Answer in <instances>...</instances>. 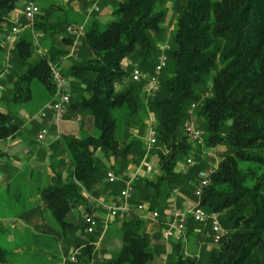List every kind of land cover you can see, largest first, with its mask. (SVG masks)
I'll return each instance as SVG.
<instances>
[{
    "label": "trees",
    "instance_id": "16d2710c",
    "mask_svg": "<svg viewBox=\"0 0 264 264\" xmlns=\"http://www.w3.org/2000/svg\"><path fill=\"white\" fill-rule=\"evenodd\" d=\"M27 1L32 0H0V52L5 48L2 35L11 24L10 12L19 10ZM68 1H81L83 5L91 0ZM166 2L176 11V26L167 51L168 67L160 72L158 89L146 102L156 114L157 136L152 146L159 169L153 180L141 176L134 181L132 188L136 193L129 203L139 202L135 196L141 193L140 199L151 209L164 212L168 200L174 197L172 189L188 186L191 180L196 182L201 168L185 173L174 170L177 161L194 150L182 134V126L196 110L197 127L204 133L203 146L225 147L218 167L211 172L210 181L198 199L205 213L218 214L223 235L213 250L202 249L199 262L264 264V0H119L103 29L91 20L79 38L80 59L69 64L62 75L70 84L71 100L66 110L74 116L85 111L95 134L57 137L50 149L54 156L59 152L66 156L69 166L66 181L56 173L38 195L61 232L73 233L72 229L77 228L74 246L80 247L81 255L73 264H87L100 230L83 235L85 224L81 216L74 223L68 220V215L74 206L95 212L97 209L88 204L90 196L96 199L101 196L108 202L124 185L122 181L106 182V170L97 151L102 152L104 160L124 159L130 154H139L140 158L145 153V141L130 138L124 142L129 138L125 131L129 126L126 117L133 126L148 124L139 114L145 109L141 95L146 81L135 83L129 79L131 68L122 64L127 59L131 63L136 61L145 76L153 70L156 59L151 63L147 60L155 51L149 32L160 31L167 13ZM52 10L61 8L56 5L39 8L32 28L27 27L19 34L10 52L9 63L16 72L5 82L12 84L9 89L12 101L32 100V81L39 82L47 96L52 97L54 85L48 63H59L65 52L57 48L55 35L63 33V44L73 42L71 35L64 34L72 20L65 15L53 21ZM22 21L23 17L19 22ZM34 33L39 42L50 40L45 52L36 57ZM4 72L3 65L0 76ZM199 87L209 91L207 98H200L196 91ZM191 105H194L192 113ZM10 117L9 113L0 112V139L17 131ZM180 190L177 197L181 196ZM119 222V247L105 264L151 263L149 237L142 230L144 220L131 216ZM207 223L209 231L211 224ZM198 224L201 223L187 217L188 237L191 228ZM78 234L86 236L85 241ZM170 241L173 250L165 264H201L194 258L182 257L184 244ZM5 260L6 253L0 249V264L6 263Z\"/></svg>",
    "mask_w": 264,
    "mask_h": 264
},
{
    "label": "rangeland",
    "instance_id": "374dc122",
    "mask_svg": "<svg viewBox=\"0 0 264 264\" xmlns=\"http://www.w3.org/2000/svg\"><path fill=\"white\" fill-rule=\"evenodd\" d=\"M106 1V2H105ZM119 0H94L90 1L85 4H81V1H76V2H69L68 0H34L36 4L38 5L39 8L42 9H47L50 5H56L61 8L60 11L58 10H52V17L51 20L53 21H59L61 20L65 15L72 20L73 24L72 25H77L81 24L84 27L88 26L91 20H95L100 24V28L103 29L105 22L109 20L112 16V10H113V5L115 2H118ZM82 5V6H81ZM92 5H96L100 11H91L89 14L87 9L91 8ZM164 7L167 8V13L165 14L163 18V22L160 25V31L157 33L149 32V36L151 38L150 44L154 47L155 51H153L149 57H147V60L149 63L155 58L157 60V57H159L161 54H165V64L168 67L167 64V51L171 47V42H172V37H173V31L176 26V21H175V14L176 11L171 7L169 2H166L164 4ZM76 23V24H75ZM25 25V21H22L21 23L19 22V27ZM27 27H22V32L23 30ZM67 29L64 31V34H67ZM21 33V32H20ZM19 33V34H20ZM18 34V36H19ZM63 33L56 34V45L58 49H61V51H65L64 54L61 55V58H59V62H64L65 67H68L69 64L72 62L78 61L80 59L79 56V45L78 48L75 50V55L72 56L69 53L70 46L72 43L69 44H63L61 42V37ZM18 38V37H17ZM36 33L33 34L32 40L35 44V57L36 55H42L45 50L46 46L50 43V40L47 39H42V41H38ZM4 44V43H3ZM4 47L6 48V45L4 44ZM5 48L2 52H0V67L3 68L4 65V60L6 61V58H8V62L10 61V52L6 54ZM6 56V57H5ZM71 56V58L69 57ZM66 57V58H65ZM69 58V59H68ZM128 60V59H127ZM131 60V59H130ZM128 60V61H130ZM136 61L132 60V63H135ZM10 64V63H9ZM125 68L128 69V64L123 62L122 64ZM15 67V65H14ZM166 67V68H167ZM3 70V69H2ZM23 70V69H22ZM14 72H16L15 69H13L12 64H10V67L8 68V71H5L3 75L1 74L0 76V98L3 100V102H7L8 106V112H11L12 109L14 108L15 112V118L14 122L15 123H20V117H19V108L22 111H25L27 116L34 117L36 113L38 114L37 110L44 101L43 96H40V88L43 87L39 82L32 81L31 82V94H32V100L27 101V102H17L13 104L14 107H9L11 104V96L9 93V89H12V84L11 83H6L5 80L7 81L8 76L13 74L14 77ZM142 73V71H141ZM143 75V73H142ZM148 76V75H147ZM159 76H157L158 81H159ZM146 76L143 75L142 79L147 83V80L145 79ZM144 87V86H143ZM44 88V87H43ZM196 91L198 94L201 96L200 98H207L209 96V91L205 88H197ZM155 92L152 93H146L144 92L142 97V101L144 102L143 107L145 109L143 112L141 111L142 118L146 122H148L149 119H152L155 123V112L150 109L146 105L147 99H149L151 96H153ZM53 99V97H52ZM52 101V100H51ZM50 101V102H51ZM49 102V103H50ZM194 105H197V102H193ZM5 104V103H4ZM46 105V104H45ZM191 107V106H190ZM194 108V107H193ZM197 109V108H196ZM11 110V111H10ZM196 111V110H195ZM191 115V121L194 126L199 125L196 122L194 113ZM192 113V111H191ZM26 115L24 116V120L27 117ZM29 117V118H30ZM129 117H126V121L129 123L128 128L125 130L129 136L125 140L124 143L128 142V140L131 138H135L136 140H142L141 142L146 140V130L149 127V124H145L143 127L142 126H133L131 124V121L129 120ZM63 120L67 121V123L64 125L62 123H58V131L62 132L65 126L68 124L71 127H76L75 130H73V134H71V131L69 132L70 135H73L74 137H81L83 134H95V129L92 128V123L90 119L88 118L87 114L84 112L80 113L79 115L74 116L72 113H66V115L63 117ZM18 124H16L18 126ZM44 124V123H43ZM156 124V123H155ZM184 126V125H183ZM182 126V129H183ZM19 127V126H18ZM182 134H185L184 131H182ZM186 135V134H185ZM187 141L188 136L186 135ZM31 139L30 145L28 144L27 146H31L36 148L39 146H43V143H35V139ZM189 142V141H188ZM190 143V142H189ZM145 147V146H144ZM46 148V146H45ZM198 149V150H197ZM225 147L221 146H215V145H196L194 147V152L184 158H181V160H178V164L176 166L175 172H190V170H194L195 168L202 169V170H213L218 167V163L220 162V156L223 154ZM98 155L103 156L101 151L96 152ZM139 154H130L129 156H126L124 159L121 157H110L107 160H100L101 164L104 166L106 171H115V172H120V171H125V168L128 167V165H131V167L136 168V169H141L140 172L137 175V178L139 180V177L145 176L150 180H153L155 175L158 172L159 165L157 163V158L154 156L155 152L153 151V146L149 148L148 150L145 149L144 155H140V158L138 156ZM189 158L193 162V165L188 166V164L185 162V159ZM143 160V161H142ZM146 163L151 170L146 172V167L140 166V162ZM61 167V168H60ZM139 167V168H138ZM69 166L68 163H60L56 167L52 169V176L56 173H62L61 178L65 180V174L68 172ZM196 169V170H198ZM27 172V170L18 176V180L21 181V179L24 178V174ZM114 172V173H115ZM121 173V172H120ZM119 173V174H120ZM118 174V175H119ZM47 176V177H46ZM43 176L41 173L36 177L34 176L35 179H37V183H42V186H45L49 184L48 177L49 175ZM45 180L47 182H45ZM66 181V180H65ZM119 181H116L115 184H117ZM21 183H23L21 181ZM193 183V180L189 182L188 186H185L183 188H180L178 190L181 191V196L175 198L176 204H186V205H194L196 200L193 198L194 196L192 195V190H191V184ZM119 184V183H118ZM190 186V187H189ZM123 188V187H122ZM20 192L19 197V202L16 203L14 202V210L15 206H18L22 211L27 210L29 208H33L35 211L30 212L27 217H18V210H15V216L13 217V213L8 214L9 217L6 221L3 222L2 216L6 215L7 213H4L3 211L0 210V249H3L4 252L6 253V263L4 264H66V257L69 256L71 253V250L75 248L74 243H76V238H77V228L72 229L73 233H63L61 232V228L52 221L50 214L47 209H45L44 202L40 198V195H38V191L40 188H37L35 191H33L32 195L29 196V192H27V187L24 186V184H21L20 187L18 188ZM136 193V192H135ZM133 188H132V194L131 198H133V194L135 195ZM85 194V193H84ZM34 195V196H33ZM143 194L138 193L135 197L138 199L140 203L142 200ZM31 199H30V198ZM130 198V199H131ZM1 199V197H0ZM103 199V198H100ZM93 200H96V198H91L89 197L88 201H90L89 205L95 209H100L103 210L102 207L99 205H96ZM98 200V199H97ZM159 202L163 204L164 201H161L159 199ZM1 203V202H0ZM32 210V209H31ZM98 212H88L85 211L84 208L81 206H74L68 215V220L78 223L79 222V216L82 215V212H88L91 215L94 213L95 217H99L101 211ZM104 214L105 213V210ZM217 216L218 214L215 213ZM97 217V218H98ZM101 219V218H100ZM14 225L13 227L11 226ZM207 222L206 223H201L198 224L197 226H194L191 228L192 234L189 235L188 239L184 243V254H182V257H190L191 259H195L199 262V257H200V252L202 251L203 248L205 250H213V248L217 247V245H210L209 241V236L210 233L208 230H206L207 227ZM119 227H120V222L113 220H109L107 223V228L104 229V231L101 233L99 232V238L97 242L93 244V250L94 253L91 254L90 258L87 261V264H105V261L108 259V257L114 253V251L117 250L119 247V242H120V232H119ZM142 230L148 234L149 237V250L151 251L152 255V260L151 263L148 262L147 264H165L168 259V255L172 252L173 247L171 241L165 242L161 236V233H159V229L156 224L150 223L148 220H144ZM78 236H81L78 234ZM81 238L85 241L87 238L86 236ZM80 248V247H79ZM77 260V259H76ZM76 262V261H75ZM202 264V263H201Z\"/></svg>",
    "mask_w": 264,
    "mask_h": 264
},
{
    "label": "built area",
    "instance_id": "2783aa9c",
    "mask_svg": "<svg viewBox=\"0 0 264 264\" xmlns=\"http://www.w3.org/2000/svg\"><path fill=\"white\" fill-rule=\"evenodd\" d=\"M39 7L34 1H27L22 4L19 10H12L10 12L11 22L7 32L2 35V41L6 45L5 52L8 54L10 50H13L17 43L18 34L21 32L22 27L32 28L31 24L38 13ZM90 14L91 11H100L96 5H92L91 8L87 9ZM23 17L25 21V25L19 27V20ZM67 34L71 35L73 42L70 46L69 53L70 55H75V50L78 48L80 44L79 37L83 31V25H68L67 26ZM165 54H161L157 57L155 62V66L153 70H151L150 74L146 76L147 83L143 87V91L146 93H152L158 89L159 81L157 76L166 66L165 64ZM126 64L129 65L130 72H128V78L132 81H140L143 77L141 73V69L137 63H131L128 60L125 61ZM65 63H48V68L50 69V79L54 84L53 88V99L50 103L44 104L38 110L37 118H40L44 121L43 126L40 128L36 135V140L39 142L42 140L43 136L47 133L49 127L55 126L57 127L59 122L62 119V116L66 113V106L70 101V95L68 94L69 81L64 78L63 70L66 68ZM10 64L8 62V58L4 62V70L8 71ZM194 105H191V111ZM149 127L146 130V140L144 142V148L148 150L152 147V145L156 141V130L155 123L152 119L148 120ZM184 133L188 136V141L195 147L196 145H203L204 133L201 128L194 126L191 120L185 122L183 126ZM143 161V160H142ZM140 162V166H145L146 172L151 170V168L144 162ZM185 162L188 166L193 165L191 159L186 158ZM138 167V168H139ZM142 170L136 168L125 169V171L121 172L119 175L114 173L113 170L106 171L104 179L107 183H113L116 181H122L124 183L123 188L119 191L118 195H116L112 200L105 202L103 199L98 198V200H93L96 205L102 207L105 210V216L95 217L88 212L83 211L81 216L82 222L85 224V229L83 230V235L94 234L97 229L100 230V235L107 228V223L109 220L117 219L119 221H127L131 216H135L139 219L148 220L150 223L156 224L159 233L165 242L173 240L179 243L184 244L188 239L186 230V221L187 217L193 219L194 222L206 223L210 221L209 232L211 234L210 245H216L219 239L223 235V231L219 227V220L216 217L215 213L207 214L204 212V209L198 204V199L202 195L204 188L207 186L210 181L211 170H202L200 169L196 176V182L193 184V198L197 203L194 205H184L183 208H180L178 204L175 202V198L179 195L178 190L175 188L172 189L174 193V197L170 198L167 202V207L164 212H160L159 210L151 209V206L146 201H141L140 203L130 204L129 199L132 194V184L137 179V175ZM101 218V219H100ZM81 255V250L79 247H75L71 250V253L68 257H66V264L75 263L77 257Z\"/></svg>",
    "mask_w": 264,
    "mask_h": 264
},
{
    "label": "crops",
    "instance_id": "0c3cea01",
    "mask_svg": "<svg viewBox=\"0 0 264 264\" xmlns=\"http://www.w3.org/2000/svg\"><path fill=\"white\" fill-rule=\"evenodd\" d=\"M40 89V96H43L44 101L42 102L39 108H41L44 104H48L52 100V97L47 96V94L44 92L43 87H41ZM14 103L15 101L11 100V104L9 105V107H14ZM0 112H2L3 114L9 113L7 102H3L1 98ZM11 112L13 113L9 114L11 116L10 122L16 125L18 123L14 122V108ZM67 112L68 111H66V113ZM66 113L62 116V119L59 123H62L64 125L67 123V121L63 120V117L66 115ZM25 115L27 116L26 112L22 111L19 108V117L20 120H22L18 124L19 127L16 125L17 131L4 140L0 139V210L4 213H7L6 215L2 216L3 222L6 221L8 218H11L8 216V214L11 215V213H13L12 218H14L15 210H18V217H27L28 215H30V212L35 211L33 208H29L27 210L22 211L20 208H18V206H15L14 210V202L16 201V203H18L19 197H21L18 188L21 184H24V186L27 187V192L30 191L29 196L32 195L33 191H35L37 188L42 187V183L38 184V181L34 178V176L37 177L40 173L43 176L49 175V180L52 177V169L54 168V166L56 167L60 163H67L66 156L64 154L62 155L61 152H59L60 154H58L57 156L53 155L50 149V145L57 139L59 135L61 136L70 134V131L71 134H73V130L76 129V127H71L68 124L65 126L62 132L58 131L57 129L59 125L57 127H49L47 133L43 136L42 140L38 142L36 140V135L40 128L43 126L44 121L40 118H37V113L33 115L34 117L27 116L24 120L23 118ZM31 137L32 139H35V143H43L44 145L36 148L32 147V145L27 146L28 144L30 145L31 139L29 138ZM97 156L100 160L103 159V156H100L98 154ZM129 168H131V165H128V167L125 169ZM26 170L27 172L24 174V178L21 179L23 183H21V181H19L17 178ZM63 172L64 171H62V173ZM45 182L47 181L45 180ZM99 198L102 197L100 196ZM89 203L90 201H88V204ZM184 205L186 204L183 203V205L178 206L180 208H183ZM99 210L100 209L96 210L95 213ZM100 211L101 213L99 214V217L103 218L105 216L104 211ZM95 213L93 215H96ZM12 224L13 223H11V226L13 227L14 225Z\"/></svg>",
    "mask_w": 264,
    "mask_h": 264
},
{
    "label": "bare ground",
    "instance_id": "6f19581e",
    "mask_svg": "<svg viewBox=\"0 0 264 264\" xmlns=\"http://www.w3.org/2000/svg\"><path fill=\"white\" fill-rule=\"evenodd\" d=\"M32 1H34V0H32ZM104 1V0H103ZM108 1V0H107ZM106 2V1H105ZM89 9V8H88ZM20 20H21V18H20ZM32 25H33V22H32ZM22 26V25H21ZM22 32V31H21ZM81 37V36H80ZM79 37V38H80ZM9 53V52H8ZM6 57V56H5ZM70 58H71V56H69ZM66 58V57H65ZM69 59V58H68ZM9 60V59H8ZM4 62H5V60H4ZM67 68V67H66ZM65 71V69L62 71V72H64ZM4 74H6V73H4ZM143 75H145V74H143ZM64 76V75H63ZM69 81V80H68ZM140 81H142V80H140ZM137 82V81H136ZM135 82V83H136ZM138 83V82H137ZM54 85V84H53ZM70 85V84H69ZM70 87V86H69ZM53 97V96H52ZM70 100H71V97H70ZM69 103H70V101H69ZM67 107V106H66ZM67 109V108H66ZM67 111V110H66Z\"/></svg>",
    "mask_w": 264,
    "mask_h": 264
}]
</instances>
